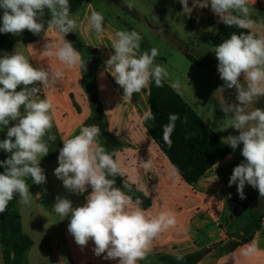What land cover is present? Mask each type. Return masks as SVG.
<instances>
[{"label": "crops", "instance_id": "0c3cea01", "mask_svg": "<svg viewBox=\"0 0 264 264\" xmlns=\"http://www.w3.org/2000/svg\"><path fill=\"white\" fill-rule=\"evenodd\" d=\"M128 3L133 5L132 8L127 6ZM201 3L202 0H188L193 9L190 16L183 14L179 0H82L70 12L71 18L77 22L74 33L93 50L96 96L107 130L121 143L113 152V158L125 170L121 178L127 179L134 192L142 195L141 206L146 212L152 215L171 213L176 219L175 226L162 231L152 241L145 258L138 264H264V208L258 211L262 198L250 185L245 186V199L239 197L235 184L228 186L234 167L244 161L241 155L243 145L233 150L223 140L229 135H239L238 130L230 127L231 121L226 119L220 107L223 101L238 103L236 89L225 87L223 92L218 90L224 82L220 79L214 53V48L229 37L219 32L220 21L212 12L210 3L208 7H200ZM248 6L251 19L255 21L250 30L258 37H264V0H248ZM94 11L104 16V31L100 35L90 27L89 17ZM110 12L121 24L146 38L150 49H158L157 62L169 73L165 81L170 85L179 83L178 90L172 88L228 146L229 152L197 180L187 182L182 178L143 123L150 109V83L129 100L123 98V89L106 71L105 61L114 54L111 45L115 33L123 30ZM2 15L3 9H0V26ZM65 39L71 42L67 36ZM152 39L158 44L150 43ZM60 40L61 34L47 29L46 25V31L37 38L17 40L7 51L12 54L21 42L23 46L19 50L34 67L63 74L62 80L40 90V97L52 102L51 134L56 137L55 141L48 142L49 154L40 161L46 183L37 185L31 178H26L34 196L27 204L21 203L18 196L14 198L21 229L33 242L25 252L24 263L119 264L118 260L104 259L106 254L97 257L91 240L86 247L78 246L68 232L71 214L62 217L53 210L57 197L67 198L73 207H78L86 203L91 191L89 186L84 194L71 193L54 175L62 140L78 135L92 112L81 66L69 68L54 55L49 57L44 52L48 43L55 49ZM139 51L143 52L142 48ZM256 108L264 109V97L248 105L246 110L250 112ZM15 123L11 121L8 126L0 127V141L7 138L8 127ZM102 141L100 136V143ZM10 155L0 149L1 161ZM148 160L152 162L150 169L140 166L141 161ZM254 213L260 215L257 227H253L250 221ZM243 237L245 239L241 240ZM230 241L235 242L231 247ZM178 255L183 259L177 260ZM195 255L193 262L186 259ZM0 264H4L1 247Z\"/></svg>", "mask_w": 264, "mask_h": 264}, {"label": "clouds", "instance_id": "9594fccd", "mask_svg": "<svg viewBox=\"0 0 264 264\" xmlns=\"http://www.w3.org/2000/svg\"><path fill=\"white\" fill-rule=\"evenodd\" d=\"M179 2L183 14L190 16L193 9L188 0ZM209 3L212 12L226 26L250 29L255 23L251 19L248 0H202L200 7H208ZM127 6L132 8L133 5L128 3ZM0 9H3L0 33L21 35L28 30L40 35L47 25V29L61 34V40L55 49L48 43L44 49L46 55H54L69 68L84 67L81 53L65 39L77 27L76 20L70 16L69 0H0ZM45 10L49 15L46 23L43 19ZM103 22L101 13H91L90 27L98 35L104 31ZM142 39L135 30L117 31L111 45L114 54L105 61L106 71L123 89V98L129 100L150 82L162 87L169 76L165 67L155 63L158 49L139 51ZM22 46L18 42L12 54L0 57V127L16 121L14 126L8 127L7 138L0 141V149L11 153L9 158L0 161V166L5 169L0 173V213L17 196L21 203L30 202L34 195L26 178H31L37 185L46 183L40 161L49 154L48 142L56 139L51 134L53 105L50 99L40 97V90L62 80L63 74L34 67L19 50ZM214 53L220 79L224 82L218 90L235 88L238 101L233 104L223 101L220 105L226 119L231 121L230 127L239 131V135H229L223 140L233 150L243 145L244 161L234 167L228 186L235 184L241 199L246 198V185L258 190L259 196L264 198V109L246 110L248 105L264 97V37L250 31L232 33L214 48ZM170 86L177 90L180 87L178 82ZM177 119L178 114H170L169 124L164 126V140L169 146ZM100 136V127L92 124L83 126L78 135L62 140L54 175L71 193L84 194L89 186L91 191L86 203L78 207H73L67 198L57 197L53 210L62 217L71 214L68 232L81 248L91 240L97 257L106 254L104 259L118 260L119 264H138L145 258L152 241L162 231L175 226L176 219L171 213L152 215L146 212L139 198L133 200L116 186L114 177H124L125 170L113 158L114 153L101 145ZM140 166L150 169L152 162L141 161ZM123 189L132 190L127 179ZM176 259L183 257L178 255Z\"/></svg>", "mask_w": 264, "mask_h": 264}, {"label": "trees", "instance_id": "16d2710c", "mask_svg": "<svg viewBox=\"0 0 264 264\" xmlns=\"http://www.w3.org/2000/svg\"><path fill=\"white\" fill-rule=\"evenodd\" d=\"M81 1L69 0L70 12ZM43 19L45 23L49 19L47 10H45ZM218 30L229 38L232 33L253 32L250 29H240L236 26L229 27L222 22L219 23ZM38 36L28 30H24L21 35L2 33L0 35V57L8 54V49L15 41L34 39ZM66 36L82 53V60L84 62V67H81L83 84L90 99L92 112L82 127L92 124L98 125L101 129V137L103 138L101 145L109 153H113L114 149L120 146L121 143L107 130L106 121L96 96L93 81V68L95 64L93 50L85 46L78 39L74 31L68 33ZM149 106V112L144 117L143 123L185 181L193 182L197 180L212 164L229 152V148L224 141L202 121L195 110L166 81H164L162 87H157L154 82H150ZM170 114H178L179 116L170 135L171 146L164 140V126L169 124ZM150 116L154 117V119L150 118ZM4 171L5 169L0 166V173ZM109 178L112 179L113 177ZM114 179L116 186L123 189L124 180L120 176H116ZM125 190L127 191V189ZM129 193L144 201L142 195L134 192L133 188ZM259 218V214L254 213L251 215L250 221L253 227L258 226ZM244 239L245 237L241 240ZM32 243L31 238L21 229L20 214L13 199L9 202L6 210L0 213V247L3 263L25 264V252L30 248ZM234 243L230 241L229 247ZM196 257L197 255L194 257L188 256L186 259L193 262Z\"/></svg>", "mask_w": 264, "mask_h": 264}, {"label": "rangeland", "instance_id": "374dc122", "mask_svg": "<svg viewBox=\"0 0 264 264\" xmlns=\"http://www.w3.org/2000/svg\"><path fill=\"white\" fill-rule=\"evenodd\" d=\"M111 17L114 19L115 22H117L119 24V26H121L123 28V30H128V31H132V29L127 28L126 26H124L123 24H121L118 19L113 16L112 12H110ZM144 38V37H143ZM146 38H144V40L142 39L141 44H140V48H142L143 51H149L150 47L148 45V42L145 40ZM150 43H154L155 45L158 44V41H156L155 39L149 40ZM155 63L158 64L157 59L155 58Z\"/></svg>", "mask_w": 264, "mask_h": 264}, {"label": "water", "instance_id": "95a60500", "mask_svg": "<svg viewBox=\"0 0 264 264\" xmlns=\"http://www.w3.org/2000/svg\"><path fill=\"white\" fill-rule=\"evenodd\" d=\"M258 208H259L258 211H261L264 208V199H261Z\"/></svg>", "mask_w": 264, "mask_h": 264}]
</instances>
